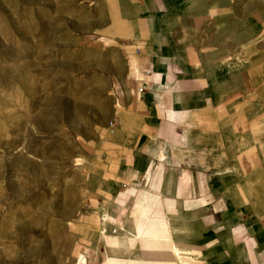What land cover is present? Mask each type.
<instances>
[{"label":"crops","instance_id":"obj_1","mask_svg":"<svg viewBox=\"0 0 264 264\" xmlns=\"http://www.w3.org/2000/svg\"><path fill=\"white\" fill-rule=\"evenodd\" d=\"M101 8L99 34L120 45L127 69L95 157L91 216L72 226L75 257L264 264L262 13L240 12L235 0Z\"/></svg>","mask_w":264,"mask_h":264},{"label":"rangeland","instance_id":"obj_2","mask_svg":"<svg viewBox=\"0 0 264 264\" xmlns=\"http://www.w3.org/2000/svg\"><path fill=\"white\" fill-rule=\"evenodd\" d=\"M103 1L0 0V264L85 262L72 226L91 216L127 69L99 34ZM235 2L264 21V0Z\"/></svg>","mask_w":264,"mask_h":264},{"label":"built area","instance_id":"obj_3","mask_svg":"<svg viewBox=\"0 0 264 264\" xmlns=\"http://www.w3.org/2000/svg\"><path fill=\"white\" fill-rule=\"evenodd\" d=\"M146 75L150 74V71L149 70H146L144 72ZM138 93H142L144 91V87L143 86H139L138 89H137ZM110 125L113 127L115 125L114 121H111L110 122ZM105 217V215H103Z\"/></svg>","mask_w":264,"mask_h":264}]
</instances>
